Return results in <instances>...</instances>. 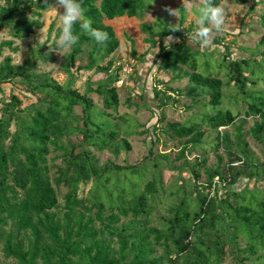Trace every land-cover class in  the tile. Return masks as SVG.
<instances>
[{"label": "trees", "instance_id": "1", "mask_svg": "<svg viewBox=\"0 0 264 264\" xmlns=\"http://www.w3.org/2000/svg\"><path fill=\"white\" fill-rule=\"evenodd\" d=\"M156 1L81 0L83 19L93 27L106 31L109 39L105 44H97L80 30L79 25L74 26L78 43L71 49L63 68L69 77L66 86L52 80L50 75L36 79L31 74L37 59L44 62L45 57H32L22 67L14 66L13 60L6 58L0 67V92L2 84L22 79L21 82L31 93L43 97L33 112L20 110L22 103L17 98L11 102L3 101L0 110V246H3L5 257L16 264H221L223 248L217 252L208 250L202 237L211 232L226 233L227 221L236 231L235 238H244L245 252L249 256L264 253V194L259 190H245V195H242L244 192L232 193L238 199L236 204L221 201L217 205L218 191L215 186L217 192L212 200L199 194L197 202H192L196 204L193 212L188 211L189 205L187 207L183 200V208L173 209L170 212L172 219L163 228H147L154 212L158 186L150 182L141 189L146 168H99L89 152H77L84 146L105 151L116 145L118 138V126L111 118L112 114L118 113L120 106L114 86L119 73H115V78L109 75L113 74V63L109 59L119 50L120 41L113 29L104 25V21L143 19ZM214 2L220 4L219 0ZM54 4L55 0H6L5 5L0 6V33L12 28L15 39L25 40L39 27L38 22L30 20L27 13L31 14L36 9L39 11L36 15L40 16V12L48 11V6ZM143 31L154 36L146 25ZM173 38L174 43L170 42ZM152 45L156 46V42ZM6 46L11 47L12 44ZM84 54H87L86 63L77 64V58ZM32 55L35 56L34 53ZM158 56L167 66H179L192 72L189 77L194 86L192 91L205 93L209 99L211 115H202L201 124L212 132L234 125L239 115L223 109V82L209 73L213 53L205 55L184 43L178 29H165L159 37ZM202 58H206V62L200 68L197 60ZM242 64L249 66L250 63H231L235 73L232 82L248 103L247 117L260 118L251 135L264 145V93L246 91L248 79L243 76ZM94 70L96 74L103 75L102 79H97L96 89L92 87L93 79L88 80L83 95L72 89L78 74ZM251 74L254 75V72ZM35 80L40 82L35 84ZM90 94L102 97L103 108L112 113L98 111L89 98ZM76 107L82 108L83 127L71 130L68 125L75 121ZM13 124L15 132L12 134L10 129ZM201 124H170L169 130L179 140L186 139L187 145H198L205 135ZM73 133L82 137V143L65 147L63 139ZM223 140L228 146L229 136L224 135ZM124 144L130 151L128 143ZM51 149L62 153L64 165L57 169V176L53 179L48 168ZM242 156L247 160L249 158L246 146ZM251 171L250 179H255L257 168L252 167ZM124 174L136 178L135 183L127 186L126 180L121 179ZM239 175L229 181L223 180L227 182L225 185L236 184ZM88 185L90 190L86 199L80 200V188ZM60 188L67 189V194L63 215L57 219L53 212L60 208L57 192ZM92 212L93 215L90 214ZM8 221L14 222L15 232L5 234L3 228ZM122 221L126 223L122 224ZM96 223L100 224V229H96ZM106 235L116 240L117 250L103 240ZM159 249H165L162 258L155 256ZM260 260H264V255Z\"/></svg>", "mask_w": 264, "mask_h": 264}, {"label": "rangeland", "instance_id": "2", "mask_svg": "<svg viewBox=\"0 0 264 264\" xmlns=\"http://www.w3.org/2000/svg\"><path fill=\"white\" fill-rule=\"evenodd\" d=\"M5 1L0 0V6H4ZM219 1L225 9V24L212 44L206 47L191 45L198 17L194 7L183 8L184 0H157L143 19L123 18L104 21V25L111 27L120 41L119 50L109 59L113 63V74L109 75L115 78V73H119L118 82L114 86L117 88L120 106L118 113L112 114L111 118L118 126V138L116 145H111L105 151L84 146L77 152L81 150L89 152L99 168L106 166L146 168L140 183L141 189L143 190L150 182H155L158 186L153 203L154 212L147 228H163L165 223L172 219L170 212L175 208H183V200L186 201L187 207L189 205L188 211L193 212L199 194L212 200L218 191L217 205L221 201L236 204L238 199L232 195L235 192H244L242 195H245V190L257 189L264 194V145L255 141L251 135V130L256 123H260V118L247 117L248 103L238 86L232 82L235 73L231 67L232 62H249V66L241 65L244 69L243 76L248 79L246 91L251 94L264 93V0ZM198 2L199 0H194V4ZM52 7L55 8L56 5ZM166 8L177 10V17L170 16L165 11ZM56 10L57 13L53 9L40 12V16L36 15L39 12L36 9H33L31 14L27 13L30 20L38 22L39 27L25 40L15 39L12 28L4 29L0 33V67L6 58H11L14 66L22 67L24 62L32 60V57L33 59L45 57L44 62L37 59L36 67L31 74L35 75L36 79L50 75L51 79L61 86L67 85L69 77L63 68L71 49H59L55 44L61 27L58 15L63 9ZM144 25L154 33L153 37L143 31ZM169 25L178 28L183 42L193 49L200 50L205 55L213 53L209 73L223 82L225 99L222 107L239 115L232 127L212 132L205 124H201L202 115H211L208 110L209 99L205 93L196 94L192 91L194 86L189 78L192 72L179 66H167L159 58V37L165 29L171 30ZM174 40L173 38L170 42H176ZM153 42H156V46L152 45ZM8 43L12 46H6ZM86 60L87 54L81 55L77 58V64L86 63ZM197 62L202 68L206 58L198 59ZM102 78L103 75L96 74L95 70L88 74H78L74 78L72 89L83 95L89 79H93L92 87L96 89L99 81L97 79ZM21 81L22 79H17L1 85L0 110L3 108V101L11 102L13 98L22 103L20 110L33 112L35 107L40 105L43 97L31 93ZM39 82L34 81L35 84ZM89 98L98 111L112 113L103 108L102 97L90 94ZM82 117V108L76 107L73 115L75 121L69 123V128L71 130L82 128ZM194 123L201 124L205 132L198 145H187L186 139L179 140L169 130L170 124ZM10 132L12 134L15 132L14 124ZM224 135L229 136L228 146L223 140ZM82 141L81 136L73 133L66 135L62 142L65 147H69L78 146ZM124 142L128 143L130 151ZM245 146L249 152L248 160L242 156ZM59 167H64L62 153L51 149L48 168L52 179L57 176ZM252 167L257 168L255 179H250ZM238 173L240 175L236 184L225 185L227 182L223 180L229 181ZM218 178L222 185L219 184ZM121 179L126 180L127 186L136 181V178H131L128 174L122 175ZM89 190V185L82 186L79 199H86ZM57 192L60 208L53 214L60 219L63 215L67 189L60 188ZM90 214L93 215L94 212ZM124 223L126 222L122 221V224ZM225 225L226 233L211 232L202 237L208 250L217 252L219 248H223L221 264H264V260H260L264 253L249 256L245 252L244 238H235L236 231L229 225V221ZM95 227L100 229V224L96 223ZM3 232L5 234L15 232L14 222L8 221ZM103 240L117 250L115 239L106 235ZM164 255L165 249H159L155 256L162 258ZM0 264H16L14 260L5 257L2 245Z\"/></svg>", "mask_w": 264, "mask_h": 264}, {"label": "clouds", "instance_id": "3", "mask_svg": "<svg viewBox=\"0 0 264 264\" xmlns=\"http://www.w3.org/2000/svg\"><path fill=\"white\" fill-rule=\"evenodd\" d=\"M55 5V8L51 6L48 8L55 10L56 13V8L63 9L58 15L61 27L55 40L57 48L70 50L77 45L78 35L73 31L75 25H79L80 30L87 33L97 44H105L108 41L109 34L106 31L93 27L90 22L83 19L84 8L81 0H55ZM190 6L195 8L198 17L194 34L191 37V45L198 44L201 47L211 45L225 24V9L214 0H199L195 4L194 0H184L183 8ZM165 11L170 16L177 17V10L166 8ZM169 28L173 31L178 29L172 25H169Z\"/></svg>", "mask_w": 264, "mask_h": 264}]
</instances>
